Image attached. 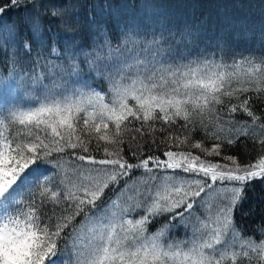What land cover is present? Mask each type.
I'll list each match as a JSON object with an SVG mask.
<instances>
[{"label": "snow or ice", "instance_id": "obj_1", "mask_svg": "<svg viewBox=\"0 0 264 264\" xmlns=\"http://www.w3.org/2000/svg\"><path fill=\"white\" fill-rule=\"evenodd\" d=\"M28 5L42 49L38 0H2L0 18ZM51 15L69 33L79 24L71 5ZM5 29L9 75L30 104L0 99V264H264V224L247 236L235 222L264 182V55L228 63L220 40L130 22L114 36L96 27L90 51L53 44L55 60H32L25 41V68L16 26ZM145 137L164 150L145 155ZM241 138L259 146L251 163L222 151Z\"/></svg>", "mask_w": 264, "mask_h": 264}, {"label": "trees", "instance_id": "obj_2", "mask_svg": "<svg viewBox=\"0 0 264 264\" xmlns=\"http://www.w3.org/2000/svg\"><path fill=\"white\" fill-rule=\"evenodd\" d=\"M38 2L41 13H44L41 16V22L46 43L42 49L38 46L37 41L33 39L29 22H26V17L32 11L31 5H28L27 8L10 9L0 18V93L3 92L6 84L12 83L16 87L14 93L0 96V99L9 102L10 105L27 107L30 101L25 89L16 86L9 75L11 72L9 59L11 50H5V22L9 28L12 25L16 26V50L19 54L18 58L24 63L25 68H31V64L25 62L23 51L25 41L32 44V60H35L38 52L42 56L55 60L56 58L49 53V49L53 44L61 50L62 56L67 47V42L73 39L77 43V49H73L74 51H78L80 46H83L85 51H90L91 49L88 46L92 42L96 27L106 28L114 36L123 25L130 22H136L146 27L164 25L173 30L189 28L197 33L198 40L210 44L220 40L225 49L224 58L228 63H231L233 58L239 60L242 57L259 58L264 55V30L250 33L248 28L251 26H243L245 22L248 23L246 25L252 24L251 21L255 17L264 18V15L257 14V10L261 9L258 3L264 2V0H38ZM69 5L72 6L75 14L79 17V24L73 23L74 31L71 33L61 25L59 18L51 15V8ZM222 17L223 19H221ZM238 20L241 22L239 27H232L233 21ZM201 46H203V43ZM254 106L258 113L264 108V105L258 102H254ZM236 118L238 120L248 119L239 113L236 114ZM157 136L162 135L158 133ZM201 137L202 133L200 132L194 134L195 139ZM137 143L143 145L145 155H159L164 150V145L154 146L147 137L144 141H137ZM206 143L210 145V142L206 141ZM127 151L128 148L125 145L126 154ZM192 151L197 150L193 149ZM222 151L225 155L237 156L241 164H247L257 158L260 149L251 140L241 138L235 146H225ZM95 155L99 159L102 154L96 153ZM76 162L80 163L79 161ZM134 175L139 176L140 173L136 172ZM109 195H112V193H109ZM77 220L79 222L80 218H77ZM235 222L247 236L255 235L257 227L264 224V182L260 180L253 181L251 186L247 188L246 199L235 213ZM184 235L185 230L182 229L176 236L177 238H183ZM257 239H259L258 236ZM72 256L73 253L69 243L63 258Z\"/></svg>", "mask_w": 264, "mask_h": 264}, {"label": "rangeland", "instance_id": "obj_3", "mask_svg": "<svg viewBox=\"0 0 264 264\" xmlns=\"http://www.w3.org/2000/svg\"><path fill=\"white\" fill-rule=\"evenodd\" d=\"M263 3L264 2L258 3V5H259V7L261 9L257 10V14L264 15V10H263L264 4ZM221 19H223V17ZM251 22H252V24H250V25H246V24H248L246 22L244 23L245 25H243L244 27L251 26V27L248 28L250 33L256 32L258 30H260V31L264 30V18L263 17H261V18L260 17H255V18H253V20ZM230 24H231V20H230ZM240 24H241V22L239 20L238 21H233L231 26L234 27V28H237V27H239ZM224 28H226V27H224ZM224 28H223V30H224ZM160 134L163 135L162 133H160ZM247 143L249 144L250 142H247ZM210 159H217L218 160L220 158L219 157H215V158L211 157ZM182 229L183 228L178 229L177 232H176V235H177V233L181 232ZM65 260H68V261L74 260V255L72 257H70V258H68V257L65 258Z\"/></svg>", "mask_w": 264, "mask_h": 264}]
</instances>
